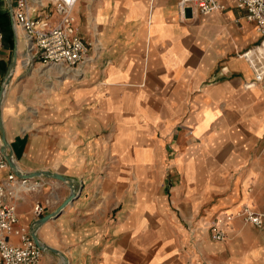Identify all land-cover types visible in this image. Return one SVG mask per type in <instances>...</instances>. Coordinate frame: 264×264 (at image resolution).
Instances as JSON below:
<instances>
[{"label":"crops","instance_id":"1","mask_svg":"<svg viewBox=\"0 0 264 264\" xmlns=\"http://www.w3.org/2000/svg\"><path fill=\"white\" fill-rule=\"evenodd\" d=\"M219 1L223 12L201 15L180 13L178 0H78L82 38L97 34L81 76L22 74L17 28L5 135L22 170L77 186L36 231L68 264H264L263 233L241 218L224 224L230 240L210 235L211 220L241 204L264 214V88L254 80L264 40L234 0ZM12 50L4 40L0 82ZM37 179L16 200L28 229L70 193ZM62 262L44 251L41 263Z\"/></svg>","mask_w":264,"mask_h":264},{"label":"built area","instance_id":"2","mask_svg":"<svg viewBox=\"0 0 264 264\" xmlns=\"http://www.w3.org/2000/svg\"><path fill=\"white\" fill-rule=\"evenodd\" d=\"M78 0H11L14 30L21 28L25 39L26 64L40 63L75 69L88 60L89 44L82 38L74 9ZM235 6L245 12L247 21L264 40V0H234ZM178 9L184 14L207 15L223 12L225 4L219 0H178ZM3 33L0 29V46ZM254 80L264 88V70L254 74ZM260 151L264 149L263 144ZM0 170H8L0 180V264H41L44 251L33 241L30 229L20 225L16 200L23 191H35L42 182L38 177L25 179L9 168L0 147ZM43 208L34 204L33 214L39 217ZM241 218L264 234V214L241 204L236 213L217 214L210 222V235L214 241H223L224 224Z\"/></svg>","mask_w":264,"mask_h":264},{"label":"water","instance_id":"3","mask_svg":"<svg viewBox=\"0 0 264 264\" xmlns=\"http://www.w3.org/2000/svg\"><path fill=\"white\" fill-rule=\"evenodd\" d=\"M6 4H7V8H8V13H9V17H10V24L13 30V40H14V45H13V50H12V54H11V58L9 61V64L7 66L6 72L2 78V82L0 85V147L1 150L4 154V157L8 163L9 168L16 174V176L20 177V178H25V179H32L35 177H40V176H47V177H52L55 178L57 180L63 181L65 182L69 188H70V193L68 194V196L57 206V208L55 210H53L52 212H49L37 219H35L30 227V235L34 241V243L43 251H50L52 253L58 254L62 257V264H68V260L66 258V256L57 248H54L48 244H46L45 242H43L36 234V231L38 229V227L40 225H42L43 223H45L46 221L55 218L60 212L61 210L68 204L70 203L72 200H74V198L77 195V186L72 182V180L66 176H63L59 173L56 172H50L48 170H34V171H30V172H26L24 170H22L14 161V158L12 156V150L8 144V141L6 139V135H5V130H4V125H3V121H2V116H1V103L4 97V93L6 90V87L11 79L12 76V72L13 69L16 65L17 62V58H18V53H17V37H16V32L14 30V22H13V18H12V3L11 0H5Z\"/></svg>","mask_w":264,"mask_h":264},{"label":"rangeland","instance_id":"4","mask_svg":"<svg viewBox=\"0 0 264 264\" xmlns=\"http://www.w3.org/2000/svg\"><path fill=\"white\" fill-rule=\"evenodd\" d=\"M5 7H7L5 5ZM86 34V39H84L88 44H89V56L92 53V48H94V43H95V39L97 37V34L88 28V30L85 31ZM92 47V48H91ZM22 66H21V72L22 74H36L39 76H81L83 71L85 70V68L87 67V62H85L84 64L80 65L79 67L71 70V69H66L65 67H60V66H55V65H41L40 63H35V64H26L25 60H23L21 62ZM60 69V70H58ZM60 71V72H59ZM2 82V81H1ZM0 82V85H1ZM5 94V93H4ZM4 98V97H3ZM3 104V100L1 105ZM23 192H32V191H23ZM239 208V207H238ZM238 208L236 209V211L238 210ZM242 222L244 224H248L249 223L245 222L242 219ZM263 233V232H262ZM263 238H264V234ZM232 236H225V239L223 241H218V242H226L227 240H230ZM214 241V240H213ZM49 252V251H46ZM43 264V263H41Z\"/></svg>","mask_w":264,"mask_h":264},{"label":"trees","instance_id":"5","mask_svg":"<svg viewBox=\"0 0 264 264\" xmlns=\"http://www.w3.org/2000/svg\"><path fill=\"white\" fill-rule=\"evenodd\" d=\"M0 29L3 33V41L7 40L13 46V31L7 11L0 12Z\"/></svg>","mask_w":264,"mask_h":264},{"label":"bare ground","instance_id":"6","mask_svg":"<svg viewBox=\"0 0 264 264\" xmlns=\"http://www.w3.org/2000/svg\"><path fill=\"white\" fill-rule=\"evenodd\" d=\"M232 213H234V214H235V213H236V211H234V212H232Z\"/></svg>","mask_w":264,"mask_h":264}]
</instances>
